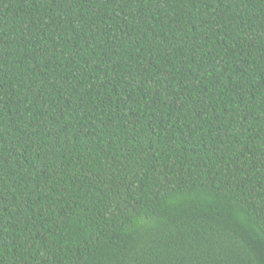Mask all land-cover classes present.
<instances>
[{
	"label": "trees",
	"instance_id": "16d2710c",
	"mask_svg": "<svg viewBox=\"0 0 264 264\" xmlns=\"http://www.w3.org/2000/svg\"><path fill=\"white\" fill-rule=\"evenodd\" d=\"M0 264H264V0H0Z\"/></svg>",
	"mask_w": 264,
	"mask_h": 264
}]
</instances>
